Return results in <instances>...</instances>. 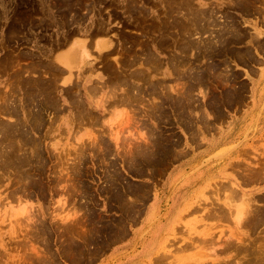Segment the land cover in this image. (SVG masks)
Segmentation results:
<instances>
[{"label":"rangeland","instance_id":"1","mask_svg":"<svg viewBox=\"0 0 264 264\" xmlns=\"http://www.w3.org/2000/svg\"><path fill=\"white\" fill-rule=\"evenodd\" d=\"M263 33L264 0H0V264H264V79L256 97L233 70L264 57ZM100 37L109 52L66 62ZM95 71L126 119L66 128ZM243 110L229 146L162 187L189 139L202 148Z\"/></svg>","mask_w":264,"mask_h":264},{"label":"crops","instance_id":"2","mask_svg":"<svg viewBox=\"0 0 264 264\" xmlns=\"http://www.w3.org/2000/svg\"><path fill=\"white\" fill-rule=\"evenodd\" d=\"M264 34V33H263ZM76 45H83L88 52V57L77 66L74 62H72L71 58V50L74 48V43L70 45L68 52L63 55L65 56L66 62L70 64L73 69L76 71L82 70L89 62L92 56V49L96 50L97 53L103 54L107 53L112 49L113 41L110 38L100 37L91 42V50L89 49L90 45H88L85 41H76ZM89 46V47H88ZM62 56V55H61ZM256 62L250 63L247 67H236L233 68L236 72H239L248 83H250L252 87V94L256 97H260L263 87V79H264V57L258 56L255 57ZM137 68H130V75L132 76L131 81L136 82L138 73H133ZM142 70L145 72L140 73L143 74L144 77H147L148 80H156V81H163L168 80V74L164 73V68L161 69V73H150L148 72V67H142ZM133 74V75H132ZM83 87L82 90L79 92L80 98H82V104L84 106V113L82 119L78 117V120L75 122L76 126L67 125L66 128H74V129H106V130H114L118 129L119 123L122 119H126L127 117V109L122 107L121 105H125L124 102H121V99H116V97H120L122 95V90H113V81H111L110 77L106 74L99 73L97 71L88 73L84 75L83 78ZM173 86L172 84H170ZM120 87V86H119ZM121 88V87H120ZM117 96H116V95ZM116 96V97H115ZM255 103V102H254ZM66 110L69 109L68 106L65 108ZM89 113V116H94L95 120L93 123L88 120L86 114ZM246 111L243 110L239 116L231 117L227 120L223 130L218 131L216 134L213 135H206L204 136V146L200 149L195 150L193 148V144L191 139H189L188 145L191 148L188 149L189 153L183 159L179 160L177 163L173 164L170 168L164 179L162 180V187L169 181V179H173L174 177L180 176L182 172H185V169L190 167L193 163L196 162L195 159L200 160H207V157H211L214 153L223 149L229 144L223 143V132L228 128L230 124H234L237 122V119L241 116H244ZM67 120V119H66ZM99 122L100 127H97L96 122ZM127 121V120H126ZM66 124L68 121H65ZM93 125H90V124ZM226 137V136H225ZM79 141L84 140V135L81 134L78 136ZM215 145V148L213 147ZM207 158V159H206ZM158 203L157 201L151 197L150 201L146 204L144 212H143V219L144 224H148L150 219L153 218L154 213L156 212ZM169 220V219H168ZM167 220V221H168ZM167 221L162 222L161 224L167 225ZM179 222H175L172 230ZM170 231V233L172 232ZM135 229L130 233V239L133 241L137 240L134 238ZM169 233V232H168ZM161 249L155 250V252L148 258L143 254L144 258L142 260L148 261L149 259H153L156 254L160 252ZM143 252V251H142ZM144 253V252H143Z\"/></svg>","mask_w":264,"mask_h":264},{"label":"bare ground","instance_id":"3","mask_svg":"<svg viewBox=\"0 0 264 264\" xmlns=\"http://www.w3.org/2000/svg\"><path fill=\"white\" fill-rule=\"evenodd\" d=\"M181 1V0H180ZM175 2V1H174ZM248 6V5H247ZM155 23V22H154ZM158 35V34H157ZM159 41V40H158ZM157 41V42H158ZM84 45V44H83ZM157 46V45H156ZM80 47V46H79ZM84 47V46H83ZM153 62V61H152ZM151 63V62H150ZM113 71V70H112ZM133 75V74H132ZM115 76V75H114ZM138 78V77H137ZM147 78V77H146ZM116 79V78H115ZM143 80V79H142ZM119 81V80H118ZM122 81V80H121ZM37 82V81H36ZM117 82V81H116ZM120 84V83H119ZM73 89V88H72ZM42 91V90H41ZM188 94V93H187ZM185 96V95H184ZM191 96V95H190ZM37 97V96H36ZM54 98V97H53ZM187 98V97H186ZM35 100V99H34ZM71 101V100H70ZM82 104V103H81ZM80 108V107H79ZM38 117V116H37ZM36 120L37 119H39V118H35ZM17 125V124H16ZM18 125H20V124H18ZM11 126V125H10ZM21 126V125H20ZM13 127V126H12ZM16 127V126H15ZM22 127V126H21ZM2 128H3V126H2ZM1 129V128H0ZM12 129V128H11ZM15 129V128H14ZM6 130V129H5ZM23 131H25V130H23ZM20 131H17V133H19ZM24 133V132H23ZM15 134V133H14ZM16 135V134H15ZM12 136H13V134H12ZM10 137V136H9ZM6 138V137H5ZM11 139H13V138H11ZM6 140V139H5ZM5 140H3V141H5ZM10 140V139H9ZM8 140V141H9ZM33 140V139H32ZM13 141V140H12ZM14 143V142H13ZM28 143V142H27ZM26 145V144H25ZM27 146V145H26ZM30 146V145H29ZM31 147H32V145H31ZM39 147V146H38ZM12 148V147H11ZM33 148V147H32ZM36 149H37V147H36ZM38 151H36V153H37ZM3 153V152H2ZM5 153V152H4ZM21 154V153H20ZM3 155V154H2ZM6 155V154H5ZM34 155V154H33ZM32 155V156H33ZM38 155V154H37ZM1 156V155H0ZM15 159V158H14ZM13 159V160H14ZM18 159V158H17ZM29 159H31V158H29ZM18 160H20V159H18ZM22 160V159H21ZM16 161V160H15ZM24 161H27V160H25L24 159ZM17 162V161H16ZM0 165H1V163H0ZM19 165V164H18ZM17 165V166H18ZM24 165V164H23ZM263 165V164H262ZM14 166V165H13ZM26 167V166H25ZM0 168H1V166H0ZM12 168V167H11ZM28 168H30V167H28ZM24 169V168H23ZM5 171V170H4ZM3 171V172H4ZM9 172V171H8ZM5 173V172H4ZM17 173V172H16ZM19 173V172H18ZM259 173V172H258ZM261 173V172H260ZM255 174V173H254ZM5 175V174H4ZM254 177V176H253ZM21 179V178H20ZM256 180V179H255ZM236 197V196H235ZM257 200V199H256ZM218 210V209H217ZM244 210V209H243ZM246 210H247V208H246ZM248 211V210H247ZM251 211V210H250ZM246 212V211H245ZM244 213V212H243ZM240 215H241V212L239 213ZM244 215V214H243ZM249 215V214H248ZM256 216V215H255ZM238 217H241V216H238ZM261 217V216H260ZM229 218V217H228ZM242 218V217H241ZM245 218H246V216H245ZM253 219V218H252ZM254 219H256V218H254ZM240 220V219H239ZM262 220V219H261ZM259 222H260V220H259ZM31 231V230H30ZM263 232V231H262ZM238 240V239H237ZM235 246V245H234ZM236 248V247H235ZM238 248V247H237ZM240 248V247H239ZM252 253V252H251ZM254 253V252H253ZM252 255V254H251ZM35 260H37V259H35ZM252 261V260H251ZM257 261V260H256ZM223 262V261H222ZM248 263V262H247ZM250 263V262H249ZM41 264V263H40ZM44 264V263H43ZM46 264V263H45Z\"/></svg>","mask_w":264,"mask_h":264}]
</instances>
